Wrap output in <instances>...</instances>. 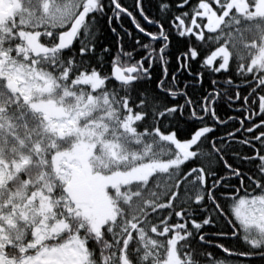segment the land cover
Masks as SVG:
<instances>
[{
	"label": "snow or ice",
	"instance_id": "1",
	"mask_svg": "<svg viewBox=\"0 0 264 264\" xmlns=\"http://www.w3.org/2000/svg\"><path fill=\"white\" fill-rule=\"evenodd\" d=\"M0 264H264V0H0Z\"/></svg>",
	"mask_w": 264,
	"mask_h": 264
}]
</instances>
